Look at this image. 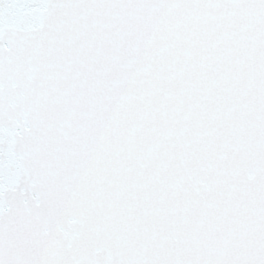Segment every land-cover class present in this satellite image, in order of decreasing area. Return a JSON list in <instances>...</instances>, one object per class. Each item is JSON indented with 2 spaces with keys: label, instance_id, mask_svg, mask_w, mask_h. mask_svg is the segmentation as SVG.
<instances>
[{
  "label": "snow or ice",
  "instance_id": "obj_1",
  "mask_svg": "<svg viewBox=\"0 0 264 264\" xmlns=\"http://www.w3.org/2000/svg\"><path fill=\"white\" fill-rule=\"evenodd\" d=\"M0 264H264V0H0Z\"/></svg>",
  "mask_w": 264,
  "mask_h": 264
}]
</instances>
